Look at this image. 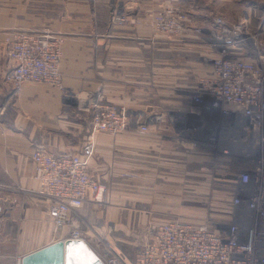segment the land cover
<instances>
[{
	"label": "crops",
	"instance_id": "crops-1",
	"mask_svg": "<svg viewBox=\"0 0 264 264\" xmlns=\"http://www.w3.org/2000/svg\"><path fill=\"white\" fill-rule=\"evenodd\" d=\"M86 11V0H0V105L5 107L0 117V262L9 256L4 212L7 179H14L18 185L13 189L18 201L15 206H23L26 197L33 202L32 209L40 210L39 205L46 201L39 194L40 182L35 177L31 153L38 148L56 154L82 148L90 135L91 114L80 94L90 90L109 100H171L165 107L150 103L149 109L143 110L149 118L147 131L130 127L115 134L105 131L94 134L96 157L91 169L105 186L103 197L109 199L105 210L151 213L182 210L184 193L210 189L211 178L223 180L224 185L231 180L227 173L214 177L208 163L213 157L210 152H205L202 160L195 144L182 137L175 115L181 113L183 106L190 113L198 106L190 94L180 91L182 85L177 84V77L158 72L152 79L147 74L149 45L131 41L135 27L102 26L90 31ZM20 30H48L61 39L63 87L26 82L14 88L6 81L8 62L3 56V46L7 36ZM141 31L145 37V30ZM91 34L95 35L93 43L88 39ZM71 95L73 102L69 100ZM183 97L188 99L186 104ZM203 176L205 179L200 180ZM88 200L93 201L88 206L92 210L103 205L93 198ZM85 211L83 208L74 214L75 224ZM163 219H154L152 225ZM23 226L21 222L17 241L22 245ZM49 226L53 234L50 218ZM71 227L61 228L54 235L55 240L67 238Z\"/></svg>",
	"mask_w": 264,
	"mask_h": 264
},
{
	"label": "rangeland",
	"instance_id": "rangeland-1",
	"mask_svg": "<svg viewBox=\"0 0 264 264\" xmlns=\"http://www.w3.org/2000/svg\"><path fill=\"white\" fill-rule=\"evenodd\" d=\"M86 5L87 27L90 31L102 26L108 28L134 26L135 30L132 32L135 35L132 36L134 39L131 41L149 45L150 67L145 69L147 74H150L152 79L158 72L168 77H177V84L181 83L182 87L179 88L184 95L195 92V86L213 74L215 60L237 56L234 50L225 48L217 41L214 21L217 16L223 17L230 25L242 20L245 22L243 28L244 34L248 37V48L246 52L238 56L254 61H259L261 56L264 57V0H86ZM141 28L145 30V37L142 35ZM88 39L93 43L95 35H88ZM60 69L63 81L62 61ZM96 94L94 90L80 94V99L86 103L84 107L89 110L91 117L95 109H99L97 106L114 105L124 109L131 117L132 121L128 128H138L136 122L138 120L139 123L149 124L148 115H144L143 110H148L150 103L165 107L167 102L171 101L140 98L119 101L109 100ZM72 98L71 95L69 98L71 102L74 101ZM183 98L186 104L188 99ZM204 106L205 104L198 106L202 109L198 111V108H195L192 113L189 112L190 109L183 106L181 113L175 115V122L182 137L195 144L194 149L198 150L201 159L203 155H206L205 152H210L213 156L209 158L208 163L212 166L214 177H219L222 173L230 175L229 185H224L223 180L211 178L210 189L206 188L194 194L184 193L183 209L177 211L153 213L128 210L107 211L104 206L109 203L108 196L97 201L103 204L102 206L98 205L97 209L92 210L88 206L91 205L89 202L93 201L88 200L83 206L73 211L74 215L77 211L86 209L83 214L80 213L78 224L74 221V227L70 226L72 230L68 237L73 230H76L100 258L104 259L107 254L116 253L129 260L135 256L142 243L155 230L158 224L152 225V222L156 218L198 220L209 225L227 228L231 222L233 198L238 188L237 176L241 170L254 165L249 157H246L247 159L242 157L240 150L259 154L258 145L253 141L257 140L258 136L264 135V111L263 126L258 134H247L245 142L232 145L236 151L233 156L227 158L218 148L211 147L208 138L214 135L222 143L226 137L230 136L241 139L246 134L240 124H245L246 121L243 118L236 120L233 116L223 115L219 110L205 109ZM199 179L204 180L205 176ZM16 186L18 185L14 179H7V209L4 212L7 222L5 236L7 252H9L7 255L9 256L0 264H22L26 254L58 241L55 240L54 235L60 229L56 231L52 226L53 234L50 233L46 196L39 193L46 201L39 205L40 210L32 209L34 204L26 197L23 198L24 205L17 207L15 204L18 201L13 194ZM4 212L1 211V213ZM21 222L24 223L23 245L17 243ZM27 239L29 242H26Z\"/></svg>",
	"mask_w": 264,
	"mask_h": 264
},
{
	"label": "built area",
	"instance_id": "built-area-1",
	"mask_svg": "<svg viewBox=\"0 0 264 264\" xmlns=\"http://www.w3.org/2000/svg\"><path fill=\"white\" fill-rule=\"evenodd\" d=\"M214 21L217 37L237 56L215 60L213 74L195 86L190 98L197 106L205 104V109L219 110L236 120L245 119L246 123L240 125L246 135L241 139L230 136L222 143L214 135L208 138L211 147L218 148L228 158L236 151L232 145L245 142L247 134H258L263 126L264 57L254 61L238 56L248 48L243 20L230 25L217 16ZM3 56L8 62L6 81L14 88L26 82L63 86L62 41L48 30H20L7 36ZM97 108L91 117L90 135L79 151L56 154L38 148L31 153L35 176L40 181L39 193L47 198L48 214L56 231L65 226L74 227L73 211L86 200L103 198L105 186L91 169L95 157L94 134L120 132L131 124V117L124 109L114 105ZM4 113L5 107L0 105V117ZM136 122L140 130H148V123ZM253 142L258 145L259 154L240 150L242 157H249L254 165L237 176L238 188L227 228L198 220L169 218L155 226L130 261L109 253L101 258L103 263L264 264V135ZM70 237L83 238L76 230Z\"/></svg>",
	"mask_w": 264,
	"mask_h": 264
},
{
	"label": "water",
	"instance_id": "water-1",
	"mask_svg": "<svg viewBox=\"0 0 264 264\" xmlns=\"http://www.w3.org/2000/svg\"><path fill=\"white\" fill-rule=\"evenodd\" d=\"M22 264H104L83 238L68 237L26 254Z\"/></svg>",
	"mask_w": 264,
	"mask_h": 264
},
{
	"label": "bare ground",
	"instance_id": "bare-ground-1",
	"mask_svg": "<svg viewBox=\"0 0 264 264\" xmlns=\"http://www.w3.org/2000/svg\"><path fill=\"white\" fill-rule=\"evenodd\" d=\"M216 38H217V41H219L221 44H223L222 43V41L220 40V38H218L217 36H216ZM224 46V45H223ZM225 47V46H224Z\"/></svg>",
	"mask_w": 264,
	"mask_h": 264
}]
</instances>
